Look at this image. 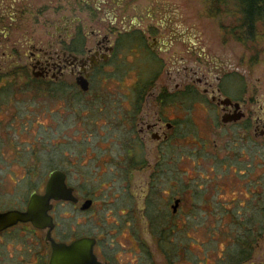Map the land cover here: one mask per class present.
<instances>
[{"label": "rangeland", "instance_id": "374dc122", "mask_svg": "<svg viewBox=\"0 0 264 264\" xmlns=\"http://www.w3.org/2000/svg\"><path fill=\"white\" fill-rule=\"evenodd\" d=\"M56 1L35 0L38 5L51 4L48 12L52 15ZM130 2L136 9L128 5V16H138L146 23L148 11L152 10L157 25L163 21L193 35L206 53L199 64L207 69L210 59L216 60L219 69L237 79L229 90L232 97L246 95L254 115L264 116V40L258 38L254 44L244 45L224 39L222 21L207 14L203 0ZM68 8L69 3L62 12ZM46 17L51 16L47 13ZM222 20L230 22L227 17ZM176 44L177 48L183 46ZM1 57L4 56H0V66L11 65V59ZM127 57L131 63L133 57ZM9 81L0 94V99L11 100L8 105L0 103V154L7 158L1 163H11L0 165V179L24 176L21 188L25 190L28 183L39 187L37 183L48 174L50 163L66 169L69 181L76 185L80 195L95 197L97 211L80 213L64 205L65 214L75 213L76 217L60 218L61 225L70 221L77 233L92 227L102 232L104 223L105 230L111 231L105 241L112 264H261L264 136L248 138L251 132L243 136L240 125L221 127L218 114L212 109L209 111L198 102L189 103L170 114L179 119L177 128L183 126L189 133L183 137L174 133L162 154L147 155L151 166L158 162L159 167L126 172L117 159L122 152L123 130L117 120L118 99L127 92L123 84L130 81L115 78L102 85L93 83L90 91L73 104L44 90L26 87L22 83L27 80L22 78L10 77ZM119 81L123 87L118 86ZM195 97L206 96L199 89ZM207 123L212 128L208 129ZM205 147L206 152H200ZM96 157L100 159L96 161ZM15 158L28 161L29 167L18 168L12 163L18 161ZM181 194L185 202L173 216L169 209L171 197ZM3 197L11 201L13 195L4 193ZM140 204L145 207L142 229L134 218ZM133 230L136 241L130 235ZM247 239L255 250L251 258L241 262L237 252Z\"/></svg>", "mask_w": 264, "mask_h": 264}, {"label": "flooded vegetation", "instance_id": "af4514ba", "mask_svg": "<svg viewBox=\"0 0 264 264\" xmlns=\"http://www.w3.org/2000/svg\"><path fill=\"white\" fill-rule=\"evenodd\" d=\"M63 1L66 5L69 3L68 11L62 12L66 5L57 0L52 7V15L48 12L51 4L38 5L35 0H0V56L11 59L10 66H0V94L4 93V86L11 82L10 77L22 78L27 80L22 83L26 87L44 90L73 104L79 96L90 91L93 83L102 85L105 80L115 78L122 82L130 81L123 84L127 92L118 99L120 112L117 120L123 128L122 152L117 159L126 172L148 166L153 169L159 167L161 163L158 162L151 166L147 155L154 152L162 154L174 133L182 137L189 133L183 126L178 129L179 119L170 116L179 112L180 106L189 103L195 105L198 102L209 111L212 109L218 114L221 127L240 125L243 136H249L250 132L248 138L251 139L264 136V116L254 115L246 95L236 99L229 92L237 79H233L225 69H219L213 58L207 69L199 64L206 53L203 46L197 45L193 35L188 36L184 29L165 25L163 21L157 25L158 19L154 18L152 10L148 11L146 23L138 16H128V5L136 9L130 0ZM47 13L50 18L46 17ZM177 42L183 45L182 48H177ZM129 54L133 57L131 63L128 62ZM120 81L118 86L123 87ZM199 89L206 97H195ZM225 98H229L230 102H223ZM10 102V97L0 99L1 104L8 105ZM224 116L227 118L225 121ZM207 127L210 129L212 125L207 123ZM206 147L200 152H206ZM2 161H7V158L0 154V165L9 166L11 163ZM12 163L18 168L29 167V162L23 159ZM48 170L46 177L37 183L39 187L28 183L25 190H22L24 176L0 179L1 215L11 211L26 212L30 196L45 193L47 180L54 170L65 174V185L75 197V200L49 199L47 214L52 227H38L30 220L21 219L0 226V264H49L51 240L70 244L85 237L94 240L92 251L96 259L103 264H112L105 241L111 231L105 230L104 223H101L102 232L94 231L92 227L77 233L70 221L64 226L60 222V218L69 220L72 216L76 217L75 213L66 215L67 211L62 209L64 205L80 213L97 211L95 197L80 195L76 185L69 181L68 171L62 166L50 163ZM4 193L13 195L11 201L3 197ZM190 196L193 197L192 194ZM86 201L88 204L84 206ZM184 202L183 194L172 195L169 209L173 216L182 210ZM144 214L145 207L140 204L134 215L139 220L140 229ZM134 230L130 231V235L136 241Z\"/></svg>", "mask_w": 264, "mask_h": 264}, {"label": "water", "instance_id": "95a60500", "mask_svg": "<svg viewBox=\"0 0 264 264\" xmlns=\"http://www.w3.org/2000/svg\"><path fill=\"white\" fill-rule=\"evenodd\" d=\"M223 102L228 103L230 99L225 98ZM225 120L227 118L224 116L223 121ZM64 179L65 174L62 171H52L45 186V193L43 195L32 194L26 212L11 211L6 214H0V226L21 219L30 220L38 227H52L51 218L47 214V210L50 208L49 199L62 198L75 200V197L71 194V189L65 185ZM175 203H177V200ZM87 204L88 201L84 203V206H87ZM173 209H175V205ZM93 243V239L86 237L73 241L70 244L55 243L51 240L52 251L49 264H103L96 259L92 251Z\"/></svg>", "mask_w": 264, "mask_h": 264}, {"label": "trees", "instance_id": "16d2710c", "mask_svg": "<svg viewBox=\"0 0 264 264\" xmlns=\"http://www.w3.org/2000/svg\"><path fill=\"white\" fill-rule=\"evenodd\" d=\"M203 1L206 4L207 14L222 21L224 39H234L244 45L254 44L259 40L258 38L264 40V0ZM225 17L230 18L229 23L223 22L222 19ZM241 243L237 255L241 262H245L251 258L255 248L251 247L250 239ZM261 264H264V259Z\"/></svg>", "mask_w": 264, "mask_h": 264}]
</instances>
